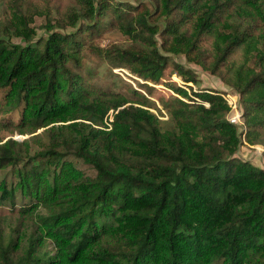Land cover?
<instances>
[{"label":"trees","instance_id":"16d2710c","mask_svg":"<svg viewBox=\"0 0 264 264\" xmlns=\"http://www.w3.org/2000/svg\"><path fill=\"white\" fill-rule=\"evenodd\" d=\"M0 1V264H264V167L238 155L264 147V0ZM191 63L228 90L157 106Z\"/></svg>","mask_w":264,"mask_h":264},{"label":"rangeland","instance_id":"374dc122","mask_svg":"<svg viewBox=\"0 0 264 264\" xmlns=\"http://www.w3.org/2000/svg\"><path fill=\"white\" fill-rule=\"evenodd\" d=\"M2 10V4L0 1V11ZM42 22L43 19L41 17H36L34 21V26L36 27L37 30V36L44 35V31L42 29ZM71 29V28H68ZM13 41H17L18 38L15 36L11 37ZM123 36L120 35L117 32L114 33H106L102 37V44H105L109 40H115L120 42L123 40ZM92 57V56H91ZM174 59L176 61H180L184 63V58L183 56H174ZM87 65L90 68L91 72V78L94 81H97L99 83H102L105 79H107L110 75V72L108 70L109 66L106 64V62L98 59L96 56L90 59L87 63ZM189 66L195 71L197 78L199 79V82L197 84H194L192 82H183L181 80V77L175 74L174 71H172V66L170 65L167 67L165 71V75H163V78L161 79V82L159 83H152L148 82L150 85H153L155 87L154 93L150 98L155 101L156 105L160 107L158 104V101L156 99L157 95H164L168 96L169 94H174L177 95V93L172 90L170 85H168L166 82H172L171 84H175L181 87H184L188 92H191L192 90H199V88L209 90L211 92H219L223 90H228V86L224 85L218 77L215 75L210 74L207 71H204L200 68V66L196 64H189ZM111 71L118 73L124 80L129 82L134 88L144 91L142 87H139L138 83L141 82H146L142 78L130 73L126 68L123 67H111ZM226 100V102L232 107V110L230 112V119L233 121H237L238 123H241V118L239 115V108L236 104V98L233 94L229 93H223L222 94ZM235 99V100H234ZM235 101V102H234ZM151 111H153L158 117L166 119L167 116L164 115H159L157 110L153 107H149ZM111 113L110 115L107 116V118L104 119V124L105 128L109 129L110 126V121H111ZM239 123V124H240ZM241 126L243 124L241 123ZM43 128H39L38 132H41ZM30 134H19L17 132L12 133L11 137L14 139L20 140L23 138L28 137ZM8 137V136H7ZM5 139V138H4ZM238 155L243 158L247 159L249 161H252L257 166H262L264 167V147L262 144H249L248 142H243L242 145L238 149ZM76 166L82 171H84L87 175L92 174L93 170L86 164H84L80 160H74ZM11 178V175L7 176V179ZM17 203H22V200L18 198ZM8 208L5 206H0V211H7Z\"/></svg>","mask_w":264,"mask_h":264},{"label":"built area","instance_id":"2783aa9c","mask_svg":"<svg viewBox=\"0 0 264 264\" xmlns=\"http://www.w3.org/2000/svg\"><path fill=\"white\" fill-rule=\"evenodd\" d=\"M235 100V99H234ZM235 102V101H234Z\"/></svg>","mask_w":264,"mask_h":264}]
</instances>
